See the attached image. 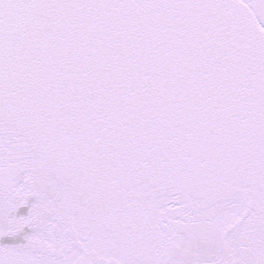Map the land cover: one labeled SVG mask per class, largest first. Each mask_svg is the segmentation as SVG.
<instances>
[{
	"label": "snow or ice",
	"instance_id": "1",
	"mask_svg": "<svg viewBox=\"0 0 264 264\" xmlns=\"http://www.w3.org/2000/svg\"><path fill=\"white\" fill-rule=\"evenodd\" d=\"M0 264H264V0H0Z\"/></svg>",
	"mask_w": 264,
	"mask_h": 264
}]
</instances>
